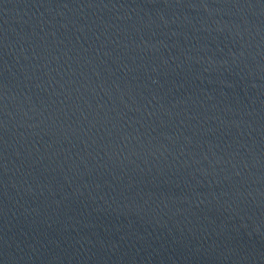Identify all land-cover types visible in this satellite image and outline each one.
<instances>
[{
	"label": "water",
	"instance_id": "obj_1",
	"mask_svg": "<svg viewBox=\"0 0 264 264\" xmlns=\"http://www.w3.org/2000/svg\"><path fill=\"white\" fill-rule=\"evenodd\" d=\"M0 264H264V0H124L1 76Z\"/></svg>",
	"mask_w": 264,
	"mask_h": 264
}]
</instances>
